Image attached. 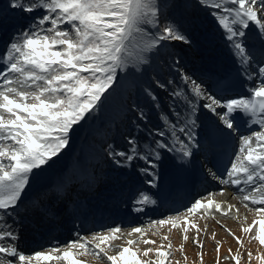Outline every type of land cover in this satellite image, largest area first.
Instances as JSON below:
<instances>
[{
	"label": "snow or ice",
	"instance_id": "obj_1",
	"mask_svg": "<svg viewBox=\"0 0 264 264\" xmlns=\"http://www.w3.org/2000/svg\"><path fill=\"white\" fill-rule=\"evenodd\" d=\"M197 3L209 9V15L223 29L237 58L238 72L251 86L246 96L220 97L206 89L204 81L197 82L184 73L181 79L185 89L173 95L186 102L189 115L182 119L181 113L176 111L175 122L162 117L171 125L172 146L158 140L154 155L144 156H139L136 147L128 153L116 152L112 145L108 146L109 156L118 164L121 161L117 157L127 162L144 159L149 167L142 171L153 176L148 181L152 185L157 174L150 169L158 166L160 150H176L183 163H190L200 149L195 131L200 108L216 118L206 132L209 151L225 129L229 133L237 131V114L250 117L252 123L264 129V0H197ZM180 6L177 3L173 8ZM4 8L31 14L32 23L0 55L3 64L0 69V264H56L58 261L84 264L75 258L73 249L82 250L79 255L89 254L97 260L106 258L108 264H149L139 260L129 247L117 249L116 255L108 254L112 247L108 242L119 238L116 235L119 228L94 235L91 239L98 241L95 244L78 237L69 241L63 251L53 248L25 254L18 250V234L7 221L19 214L31 182L46 167L55 164L69 146L74 126L102 105L101 97L116 82L118 70L139 73L149 64L150 54L170 42L192 46L189 28L169 19L171 12L163 15L158 0H8ZM45 24L50 26L45 28ZM253 29L259 41L258 51L248 42ZM175 63L178 65L179 61ZM147 94L155 99L150 91ZM193 95L200 101L198 104L192 99ZM159 135L163 137L165 133L161 131ZM208 174L223 184L235 186L246 206L256 205L257 213L264 215V130L240 137L239 147L224 171L227 179L218 176L213 168L208 169ZM61 191L63 188L58 187L57 193ZM140 202L151 203L152 200L142 193ZM213 207L215 212L226 215L221 204L211 198L206 202L195 200L188 213L202 210V216H207ZM31 210L42 215L50 211L39 198L33 201ZM178 219L158 223H170L175 228ZM185 220L187 222L186 217ZM261 223L264 224V220ZM191 227L199 233L195 223ZM183 231L187 233L189 228L186 226ZM250 231L251 227L243 228L245 233ZM132 232L142 233V229L134 228ZM187 239L184 235L183 240ZM236 239L240 243L239 237ZM254 239L264 245V235L257 234ZM193 242L203 247L198 238ZM127 243L132 245L139 241ZM144 243L155 242L144 240ZM168 247L171 248V244ZM216 250L219 251V246ZM152 251L149 248L143 254L147 256ZM156 255L160 258L158 264H165L171 253L157 249ZM248 255L251 260V252ZM232 258L239 264L238 256ZM257 259L264 264V256Z\"/></svg>",
	"mask_w": 264,
	"mask_h": 264
},
{
	"label": "rangeland",
	"instance_id": "obj_2",
	"mask_svg": "<svg viewBox=\"0 0 264 264\" xmlns=\"http://www.w3.org/2000/svg\"><path fill=\"white\" fill-rule=\"evenodd\" d=\"M3 1L0 0V4ZM158 3L162 8L163 15H168L171 12L169 19L182 22L189 28L193 40L192 46L181 42H170L166 47H161L158 52L150 54L149 64L144 65L139 73H134L131 70L125 73L118 70L116 82L101 97L102 105L81 121L79 125L74 126V131L70 134L69 146L63 150L55 164L46 167L44 172H41L31 182L30 185L43 190L39 196L40 199L52 198L53 192L57 191L58 187H62L63 191L57 194L64 197L63 204L73 195L80 194L79 192L84 186L87 189L92 184V179L96 180L95 184L102 180L106 182L114 168L122 167L131 171L133 168L128 167L129 162L124 161L122 157H117L121 161L118 164L109 156L108 146L112 145V149L116 152L128 153H131L132 147H136L139 156L150 155L152 150L145 146L146 137L144 133L146 128L150 131L149 135L157 126V128H166L171 131V125L166 124L162 117L167 116L170 121L175 122L177 120L174 115L176 111L181 113L182 119L186 116V102L182 98L175 97L173 93L185 89V83L181 79L182 74L187 73L192 76L190 72L192 67L201 64L203 57L205 58V56L200 55L202 52L199 50L201 38L198 36V32L200 26L206 25L207 22L209 24H216V22L209 15L210 10L202 8L197 0H158ZM177 3L181 6L173 8V5ZM5 10L0 21L6 16L7 9ZM203 19H207V22L205 21L201 25ZM49 26L45 24L43 27ZM28 27L23 31H26ZM20 32L16 34L15 38L19 36ZM212 50L206 48L203 52L211 53ZM177 60L179 61L178 65L175 63ZM146 90L150 91L155 99H152ZM195 102L199 103L200 101L195 99ZM141 113H143V118ZM155 114H160V116L157 117ZM152 115L155 119H149L152 118ZM143 123L145 126H142ZM155 133L157 134L156 131ZM129 141L134 143L130 144ZM238 142H240V138ZM137 159L140 158H135V160ZM134 168L135 171L139 170L138 167L134 166ZM83 169L84 171L81 172ZM58 170L61 171L59 176L48 178L50 174ZM78 174L81 175L80 179L85 178V180L79 184L80 187L69 188L70 185L74 184V179L78 177ZM214 183L215 185H211L202 191L200 197L210 196L217 203L225 205L223 210L226 215L214 212L211 216L208 215L209 217H202L197 213L189 214L188 209L178 212L166 210L162 216L147 218L144 222L133 225L143 227L142 233H132L131 225H126L121 228L88 230L80 238H86L95 244L98 241L91 239L94 235L108 233L110 229L119 228L120 232L116 233L119 238L109 243L112 247L108 254L116 255L117 249L129 247L137 253L139 260L147 261L149 264H158L160 258L156 255L157 249L170 251L171 255L165 264H237V261L232 258L234 256L239 257V264H261L257 257L264 256V245L254 237L257 234L263 235L258 230L257 221L264 220V215L258 214L255 210L256 207L246 206L241 195L236 191L233 190L234 192L228 194L226 190L232 189H229L227 184L220 183V181ZM222 189L223 194H221ZM45 194L48 196H44ZM225 195L227 197L232 195L236 199L235 202L226 200ZM229 206L235 207L234 211L237 210V216L229 212ZM176 217L179 219L176 221L178 226L175 228L170 223H165L166 227L162 228V225L158 223L160 220ZM193 223L200 229L198 234L197 229L191 227ZM186 226L189 231L184 233L183 229ZM244 227H251V231L249 233L243 232ZM184 235H187V241L183 240ZM165 237L167 239H164ZM236 237H239L240 243L237 242ZM194 238L199 239L203 245L202 248L193 242ZM74 240L77 238L68 239L60 246L44 245L35 251H50L53 248H60L63 251L68 242ZM120 240L123 242L120 243ZM129 240L139 241V243L129 245L127 243ZM144 240L155 243L146 244ZM169 244H171V248L168 247ZM181 245H183L182 248ZM217 246H219L218 252ZM149 248L153 251L145 256L143 253ZM76 251L79 253L82 250L76 249ZM249 252L252 254L251 260H249ZM31 253L33 252L29 251L27 254ZM85 255L90 258L91 263H87L83 259L81 261L84 264H108L106 258L97 260L89 254ZM56 264L65 263L58 261Z\"/></svg>",
	"mask_w": 264,
	"mask_h": 264
},
{
	"label": "bare ground",
	"instance_id": "obj_3",
	"mask_svg": "<svg viewBox=\"0 0 264 264\" xmlns=\"http://www.w3.org/2000/svg\"><path fill=\"white\" fill-rule=\"evenodd\" d=\"M7 3H8V0H4L3 3L0 4V15H1V13H4L6 11L4 8V5ZM30 16H32V15L28 14V13H22L19 10L9 11L6 14V16H4V18L0 21V43H4V42L8 41V38L10 37V32H11V42H12V38H13L14 34L21 30V28L28 22ZM207 17H209V16L207 15ZM205 21L207 22V19L206 20L203 19L201 25ZM215 22H216V24H213V23L209 24V22H207L206 25H202L199 28L200 30L198 32V36H200V38H201L199 50H200V52H202L200 55L205 56V59L201 62V64H197L196 68L194 69V71L199 72V71H203V70L205 71L206 68L208 67V70H206L207 71L206 75L211 76L210 78L212 80L216 79L217 77H219L221 75V73H223L222 71H220L221 65H220V62L218 59V56H221V52L228 53V56H225V57H227V58H225L226 64H227V66H225V67L228 71H230L232 68L238 66L237 58L234 56L233 50L230 49L229 43L225 39V33H224L223 29L218 26V23L216 20H215ZM215 35H216V37H215ZM248 42L251 44H254L256 46V50H259V41L256 38L255 29H253L252 33L249 34ZM0 48H1V46H0ZM206 48H211L213 50L211 51V53H204L203 50ZM2 55H3V53H2ZM230 55H231V57H230ZM214 58H216V59L213 60ZM210 60H213V62H214L212 65L210 64ZM0 67H3V64H1V62H0ZM253 67H258V65H253ZM248 84H249V86H251L250 81H248ZM192 99L194 101H195V99L197 100V98H195L194 96L192 97ZM200 110H204V109L200 108L199 111ZM186 113H188V112L186 111ZM155 116L158 117V116H160V114H155ZM237 116H239V114H237ZM204 117L205 116L202 115V118H204ZM149 119H155L154 115H152V118H149ZM214 120L215 119L213 118L212 114L210 113V116H209V118H207V121H206L204 126L207 127V125H208L207 122L212 123ZM235 123L237 126L236 134H239V135L247 136V135H251L255 131H262L263 130V129H261L259 124L252 123L250 117H247L242 122V124H239L236 121H235ZM142 126H145V124L143 123ZM256 128H259V129L253 130L252 132H249L250 130L256 129ZM155 131L157 132V134L155 133ZM161 131L165 133V135L163 137H161L159 135V132H161ZM195 131L197 133V139L199 140L200 143H202V146H203L202 151H205L207 148V151H206V153H208L207 157H208L209 161L213 162L216 158H218L217 148H214L212 146L211 150L209 151V148H208L207 142H206V130H204L203 128H200L198 123H197V128L195 129ZM145 132L147 134L150 133V131L147 128H146ZM169 133H170V130H168L166 128H157L156 127V128H154V131L151 132V135L146 136L145 146L152 150L150 155H154V151L157 150L155 142L158 140H162L164 142H167L170 146H172L173 137H171L169 135ZM249 133H251V134H249ZM176 147H178V145H176ZM173 153H178V151L167 150V149L160 150L161 158L157 161L158 166L154 169H150V172L154 171L157 174L159 171H161V173H159V175L161 176L164 171L168 170L170 168V166L173 165V163H172V161H173L172 154ZM135 161H136V165H134V166L138 167L139 170L133 171L132 173H130V172L127 173L125 171L124 175L127 176L126 180H124L123 177H121L119 175V171L122 170V168H119L117 170V172L115 169L112 170L111 176L109 177V183L112 185L107 184L104 187L103 193L96 195L97 198H95V199H94V197H92V201L90 200L92 206H95V208L101 207L106 212L111 211L112 209H110V208L113 206V208L115 210L117 208V204H118V201L115 200L116 196L120 195V197H122L123 200H126V198H128L129 195L134 194L137 191H139L138 190L139 188L134 186L135 180L140 181L141 190H146V191L148 190L145 185H147L146 182H147L150 174L145 175L144 172L142 171V169L148 168L149 166L144 159L140 158V159H137ZM85 170H88V169H85ZM83 171H84V169L81 172H83ZM81 172H80V174H81ZM60 174H61V171L58 170V171H55V173L50 174L48 176V178L51 179L52 177H57ZM80 178H81V175L78 174V177H76L74 179L75 182H74L72 187H74V188L80 187L79 184L85 180V178L84 179H80ZM225 179H227V177H225ZM130 180H131V183H130ZM217 181H219V180L213 179V183L214 182L217 183ZM95 182H96L95 179H92V186L94 185ZM47 185H45V186H47ZM92 186H90L88 188L90 189V188H92ZM227 186L229 189H232V190H228V189L226 190V192L228 194L232 193L234 191H237L235 186L228 185V184H227ZM26 191H27V197L23 200V203L21 204L20 208L18 209V212L21 213V212H23V210L28 209L27 210V216L25 218L28 221V220H32V217L35 215V213L31 210L32 209V203H33V201H35L36 199L39 198V196L43 190L42 189L39 190V188L36 189V186L30 185ZM121 191H125V192L122 193ZM46 192H48V191H46ZM125 193H129L128 196H126ZM185 193H186V189H180L175 194V196H174L175 197L174 198L175 204H179L180 200L184 199V198H186L184 200V202L188 200V196L185 195ZM99 195H101V196L99 197ZM44 196H48V195L45 194ZM51 197L52 198L48 197V198L44 199V201L45 200L48 201L49 207L54 208L56 206L55 209L57 210L59 207L63 206L62 200H64L63 199L64 197L61 194H57V191H54ZM120 197H118V198H120ZM133 199L139 200V197L136 196V197H133L132 200ZM212 199H213L214 203H217L214 198H212ZM225 199L228 201L236 200L235 198L232 197V195H230L229 197H227V195H225ZM195 200H196V198H194L190 201V204L188 205L189 208ZM133 203L134 202L129 201L126 204L129 207L137 206L136 204H133ZM253 206H255V205H253ZM75 208H76L77 212L80 213L81 217H86L84 215V213L86 211H90L89 209H85V204L82 206L76 205ZM163 208L164 207H162L160 210H163ZM221 208L224 209L225 205L221 204ZM234 208H235L234 206L233 207L229 206V209H230L229 212L232 213L234 216H237V214H236L237 210L234 211ZM142 212H144L145 214L150 213V212H146L145 210H143ZM214 212H215V210L213 207V211L211 214H214ZM53 213H55V212H53ZM86 214L93 215L92 213H86ZM150 214H152V212ZM211 214H209V216H211ZM110 216L113 219H115V217H117L118 214L116 213V211L112 212L107 217L96 214L93 218H91L89 220L92 221L93 219H97L98 221L100 220L101 222L105 223V222H107V219ZM202 217H204V216H202ZM18 218H19V216H17L16 219L11 218V221L15 222V221H17ZM21 218L24 219L23 216ZM87 219H88L87 217L84 218V222L87 221ZM142 219H144L143 216H141L139 220L133 219V216H129L126 221H127V223H136L138 221L140 222ZM261 221H262L261 219L257 221L258 222L257 227H258V230L264 235V224H262ZM118 222L122 223L123 219L120 218L118 220ZM20 225H21L20 229H25V232H24V234L16 232L18 234V237H19V239L17 241L18 250L23 251L25 254L29 253V251L27 250V248H29V246L26 245V243H36V241H38V237H41L43 242L48 239V236L43 234V230L37 229V230H34L31 235H28L30 227L27 224H22L21 222H20ZM131 227H132L131 229H134L137 226H131ZM165 227H166V224H163L162 228H165ZM137 228L142 229L143 227L139 226ZM132 233H134V232H132ZM63 240H66V239L64 237H61V241H63ZM111 242H113V241H109L108 244ZM119 242L122 243L123 241L120 240ZM60 245H58V246H60ZM102 247H107V245H102ZM72 251L75 255V258H77L79 260L84 259L87 263H91L90 258H88L87 255H79L80 252L78 253L76 251V249H73ZM32 252H34V251H32ZM64 263L66 264L65 261H64ZM45 264H49V262H45Z\"/></svg>",
	"mask_w": 264,
	"mask_h": 264
}]
</instances>
